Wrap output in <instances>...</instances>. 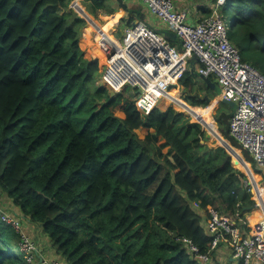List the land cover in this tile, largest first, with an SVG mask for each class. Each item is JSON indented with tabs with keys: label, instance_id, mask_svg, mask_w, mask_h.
Listing matches in <instances>:
<instances>
[{
	"label": "trees",
	"instance_id": "trees-1",
	"mask_svg": "<svg viewBox=\"0 0 264 264\" xmlns=\"http://www.w3.org/2000/svg\"><path fill=\"white\" fill-rule=\"evenodd\" d=\"M72 1L0 0V189L17 215L9 216L40 227L67 264H199L179 240L200 254L210 249L192 205L222 216L238 209L244 217L255 203L247 176L259 206L250 220L264 216L261 173L229 134L233 111L227 105L215 114V125L220 99L206 82L196 84L198 64L191 61L163 93L181 113L140 114L137 89L111 93L98 84L99 62L87 58L102 56V27L90 15L111 25L117 11L104 0H80L82 12L74 2L88 22L81 32L86 22ZM222 8L232 12L227 38L241 62L264 75V0H228ZM134 20L120 16L116 28ZM175 87L183 100L171 93ZM200 123L212 127L219 147L202 144L207 130ZM225 150L238 160L236 169ZM2 215L0 264H29L21 251L25 232ZM211 264L219 262L212 256Z\"/></svg>",
	"mask_w": 264,
	"mask_h": 264
},
{
	"label": "built area",
	"instance_id": "built-area-1",
	"mask_svg": "<svg viewBox=\"0 0 264 264\" xmlns=\"http://www.w3.org/2000/svg\"><path fill=\"white\" fill-rule=\"evenodd\" d=\"M140 1L175 35L178 48L172 47L160 33L141 22L126 28L122 40L108 33L107 46L102 47L105 55L100 84L113 94L120 93L125 86L140 89L135 107L140 114L148 116L158 102L164 99L163 93L181 79L186 64L195 61L198 64L197 75L205 79L212 77L220 88V100L235 105L228 121L229 134L241 145L240 151H246L252 158V170L261 173L258 184L262 186L264 75L241 62L236 48L227 38L229 21H225L219 11L228 0H215L210 15L196 25L187 22L185 11L176 9L175 0ZM96 31L99 32V28ZM248 184L254 198V184L249 179L244 182V186ZM253 200L256 208L259 207L257 200ZM208 214L205 229L212 241L207 253L200 254L190 240L179 239L188 252L197 257L198 262L208 263L220 246L224 245L231 254V264H264L262 224L249 227L243 222L240 227H236L214 209L208 210ZM1 219L14 231L22 232L19 218L3 214ZM21 251L26 262L31 263L34 246L23 234ZM44 264L60 262L55 260Z\"/></svg>",
	"mask_w": 264,
	"mask_h": 264
},
{
	"label": "crops",
	"instance_id": "crops-1",
	"mask_svg": "<svg viewBox=\"0 0 264 264\" xmlns=\"http://www.w3.org/2000/svg\"><path fill=\"white\" fill-rule=\"evenodd\" d=\"M104 1L107 3L108 6H112L113 9H115L117 11V13H116L117 15L111 21V26H113L112 27L113 31L115 30V28L117 26L116 22L118 20V17L121 16V17L126 18V19L133 18V19H135L133 21L134 23H137V22L145 23L146 25H148V27L157 31L160 34H166L167 33L169 44L172 47L178 48V42H177L174 34L170 31H168L164 27V25L150 13L149 9L147 8V6L142 1H140V0L122 1L121 5L124 7H122L121 9L118 8L119 2H117L116 0H104ZM74 2H77L85 10V7L82 5L80 0H73L72 1V3L70 4V7L73 10H74V8L72 5ZM212 3H213V0H175V7L178 11H185L187 13V22L189 24L196 25L199 22H201L204 18H206L207 16L210 15L208 13V11L210 10ZM74 12L76 14H79V12H77L76 10H74ZM89 15H90V13H89ZM90 16L95 21L94 22L95 26L102 27L100 29L99 35L109 36L108 35L109 32L107 31L109 25L104 23L105 26L108 25V26H106L107 29H104V26L101 23L103 21L102 19L98 20L94 16H92V15H90ZM101 16L105 17V13H101ZM110 16H108V17H110ZM83 19H85V18H83ZM128 27H131V26H128ZM128 27L126 26L125 29ZM92 36H93L92 41L94 42L95 30L93 31ZM82 37H83V33H82ZM85 50L88 51L89 47H86ZM97 57H100V56H97ZM97 57L87 56L88 59L97 60L99 62L100 67H101V62L99 59H97ZM218 105H217V108H218ZM9 204H11V203L9 202ZM11 207L14 208L13 205ZM21 221H22V230L25 228L23 230L25 232L24 233L25 236L29 238L32 245L34 246V251L31 254V257H32V261L36 262L35 264H44V262H46V261H55V260L60 259V258H58L59 255L53 250L50 242L48 241L46 235L42 232L40 227H38L35 224H31L30 222H28L24 218L21 219ZM214 255H216L213 257L215 260H217V255H221L223 263H225V262L227 264L233 263V260L231 258V254L227 251V248L225 246L220 247ZM61 260L64 261V259L62 257H61Z\"/></svg>",
	"mask_w": 264,
	"mask_h": 264
},
{
	"label": "rangeland",
	"instance_id": "rangeland-1",
	"mask_svg": "<svg viewBox=\"0 0 264 264\" xmlns=\"http://www.w3.org/2000/svg\"><path fill=\"white\" fill-rule=\"evenodd\" d=\"M213 5H214V3H212V5H211V7H210V10L212 9V7H213ZM77 9H79V10H81L82 12H84L85 10H84V8L82 7V6H80L79 4L77 5ZM219 13H220V15L223 17V19L226 21V20H228L229 22H228V25H227V28H230L231 27V21L233 20V15H232V12H231V10H229V8H227V9H223V8H221L220 9V11H219ZM85 22H86V20H85ZM88 22H86L85 24H84V26L81 28V32H83V29H84V27H85V25L87 24ZM102 23V25L104 26V28H107L105 25H104V22L102 21L101 22ZM113 26H111V25H109L108 26V29H107V31L111 34V35H114L115 36V38H117V39H119V40H122V37H123V35H124V31H125V25H122L121 27H119V29L117 30L116 28H115V30L114 31H116V32H113V28H112ZM161 35V37L163 38V39H166L167 41H168V35H167V33L166 34H160ZM106 37H108V36H104V35H101V37L98 39V41H97V46H98V50L100 51V53H102V56H100V57H97V59H99L100 60V62H101V67H102V70H103V65H104V55H105V52H104V50H103V48H105V46H107V42H108V38H106ZM106 38V39H105ZM92 39H93V36L91 37V39H90V41L91 42H93L92 41ZM81 43V38H80V40H79V44ZM103 47V48H102ZM82 50L86 53L87 51L85 50V49H83L82 48ZM89 50H90V47H89ZM96 57V55H92V57ZM94 60V59H93ZM189 63L190 62H188V64H186V68L189 66ZM201 77H199L198 78V80H196V84L197 85H202V82H201ZM100 83V80L98 79V84ZM176 88V87H175ZM175 88H172V90H174V91H171V93H178L179 95H180V98H181V100H183V93L181 94V90H180V88L179 87H177L176 89ZM215 94H216V92H215ZM217 95V94H216ZM219 97V96H218ZM219 99H220V97H219ZM227 106V104H225V103H220V105L218 106L219 108H215L216 110L214 111V114H213V117L215 116V114H216V116L218 115V114H221V112L222 111H224L225 110V107ZM157 109H159L160 111H162V112H165V111H167V110H169V109H173L175 112H179V113H181L180 111H177V110H175L174 109V107L170 104V103H167L166 101H165V99H161L159 102H158V104H157V107H156ZM231 108V107H230ZM232 110H231V112L232 111H234V109L233 108H231ZM233 113V112H232ZM184 114V113H183ZM186 117H188V118H190L191 119V122H197V121H195V120H193L190 116H188L187 114H184ZM215 118V117H214ZM204 128V127H203ZM204 130H207L206 128H204ZM209 147H211V148H217V147H219L218 146V144L215 142V141H210L208 144H207ZM241 154H242V156H243V153L241 152ZM244 157V156H243ZM245 159V158H244ZM250 164V163H249ZM251 167H252V165H251ZM253 168V167H252ZM255 173V172H254ZM245 175V174H244ZM246 176V175H245ZM248 180V178H247V176H246V181ZM245 182V181H244ZM264 183V180L260 183V184H263ZM251 196H252V194L250 193V199L252 200V198H251ZM254 199V198H253ZM9 202L11 203V204H9ZM13 204H12V201L11 200H9L6 196H5V194H4V192L0 189V210H1V214L3 213V214H8V215H14V216H17L16 215V212H15V209L13 208V207H11ZM251 206V205H250ZM249 206V207H250ZM192 207L195 209V211H199V213L201 214V216L203 217V221H204V223L206 224V222H207V220H208V216H209V214L206 212V211H204V210H200L201 209V207H197V206H194V205H192ZM244 211H246V213H244V217H242V218H240V213H239V210L238 209H236V210H233V209H228L227 210V212H226V215H224L225 217H228V219L230 220V222L231 223H234V226H236V227H240L241 225H242V223L245 221L246 222V224H247V226H249V227H252L251 226V222L249 221L250 220V218H252L253 216H254V213H253V211L254 210H250V211H247V209H245ZM243 211V212H244ZM242 212V213H243ZM220 216L221 217H224V216H222L221 214H220ZM25 229V228H24ZM23 229V230H24ZM24 232V231H23ZM224 245H222V246H220V247H223ZM54 250V249H53ZM55 251V250H54ZM227 251L229 252V250L227 249ZM214 256H216V255H214ZM213 256V257H214ZM61 257H62V255H59V257L58 258H60V259H58L57 261L58 262H60V264H67L65 261H62L61 260ZM62 261V262H61ZM217 261L219 262V264L220 263H222L221 261H222V256L221 255H217ZM211 262H212V259H211V261H209L208 263H200L199 262V264H211ZM33 264H35L36 262L35 261H33L32 262ZM222 264H226V262L225 263H222Z\"/></svg>",
	"mask_w": 264,
	"mask_h": 264
},
{
	"label": "water",
	"instance_id": "water-1",
	"mask_svg": "<svg viewBox=\"0 0 264 264\" xmlns=\"http://www.w3.org/2000/svg\"><path fill=\"white\" fill-rule=\"evenodd\" d=\"M117 2H119L120 4L122 3V1H120V0H116ZM78 19H83L79 14H77V16H76ZM134 22L131 24V26H134ZM175 36V35H174ZM176 38V37H175ZM202 79V81H204V82H206L207 84H208V86H209V88L210 89H212V90H214L216 93H217V95H219V93H220V88L218 87V85L216 84V83H212V82H210V80L207 78V79H205V78H201ZM139 94H140V89H138V91H137ZM207 99V98H206ZM208 100V99H207ZM209 101V100H208ZM220 103H225V104H227L229 107H231V108H233V109H235V105L232 103V102H229V101H226V100H219V103L218 104H220ZM214 121H215V124H216V119L214 118ZM199 123V122H198ZM201 124V123H200ZM202 125V124H201ZM204 128H206L207 129V132H206V135H205V138L203 139V141H202V144H205V145H207L211 140H212V136H211V133H210V129L212 128L211 126H204V125H202ZM234 148V147H233ZM226 151V150H225ZM226 153H227V155H226V159H225V161H228V160H230V162H231V165L233 166V168H235V166L238 164V160H236V159H232V157H231V155H230V153H228L227 151H226ZM236 169V168H235ZM253 169V168H252ZM242 172V171H241ZM256 208V206L253 204V205H251L250 207H248V208H246L247 209V211H250V210H254ZM237 264H239V263H237Z\"/></svg>",
	"mask_w": 264,
	"mask_h": 264
},
{
	"label": "bare ground",
	"instance_id": "bare-ground-1",
	"mask_svg": "<svg viewBox=\"0 0 264 264\" xmlns=\"http://www.w3.org/2000/svg\"><path fill=\"white\" fill-rule=\"evenodd\" d=\"M250 222L251 226H254L255 224H262L264 228V216H262V214H258L256 217L250 220Z\"/></svg>",
	"mask_w": 264,
	"mask_h": 264
},
{
	"label": "clouds",
	"instance_id": "clouds-1",
	"mask_svg": "<svg viewBox=\"0 0 264 264\" xmlns=\"http://www.w3.org/2000/svg\"><path fill=\"white\" fill-rule=\"evenodd\" d=\"M192 61V60H191ZM190 61V62H191ZM137 91H138V89H137ZM220 94V93H219ZM217 96H219V95H217ZM157 107V106H156ZM216 125V124H215ZM21 220V219H20ZM21 223H22V221H21ZM21 231H22V229H21ZM65 261V260H64ZM33 261H31V263H32ZM46 262H51V261H46ZM31 263H29V264H31ZM33 264V263H32Z\"/></svg>",
	"mask_w": 264,
	"mask_h": 264
}]
</instances>
